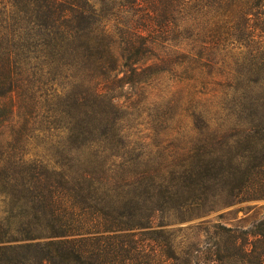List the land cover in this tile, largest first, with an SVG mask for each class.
<instances>
[{
	"label": "trees",
	"instance_id": "trees-1",
	"mask_svg": "<svg viewBox=\"0 0 264 264\" xmlns=\"http://www.w3.org/2000/svg\"><path fill=\"white\" fill-rule=\"evenodd\" d=\"M146 59L172 74L182 68L220 94L235 125L264 130V0H0L2 119L19 123L14 117L55 108L67 120L60 159L77 151L121 156L98 102L108 84L132 80ZM20 130L0 129V264H264L260 228L212 225L211 233L202 229L208 239L183 249L169 230L149 229L162 203L144 214L137 203L126 205L127 222H115L91 204V172L76 178L30 157ZM185 165L175 177L190 204L213 176L198 157Z\"/></svg>",
	"mask_w": 264,
	"mask_h": 264
},
{
	"label": "rangeland",
	"instance_id": "rangeland-1",
	"mask_svg": "<svg viewBox=\"0 0 264 264\" xmlns=\"http://www.w3.org/2000/svg\"><path fill=\"white\" fill-rule=\"evenodd\" d=\"M137 66L141 69L132 80L125 77L108 84L110 90L98 102L108 121L105 123L112 127L110 144L116 145L119 157L113 156V150L95 156L72 152L68 160L57 157L55 152L67 137L61 132L67 120L55 108L47 111L42 107L37 114L14 117L19 123L2 119L0 110V121L5 120L0 129L22 128L20 132L27 133L22 142L28 155L48 166L76 178L91 172V204L109 213L117 223L127 222L122 214L126 205L137 203L144 214L147 208H155V202L162 203L148 220L149 229L169 230L174 243L183 249L208 239L210 234L202 229L211 233L212 225L260 228L264 232V142L256 140L264 136V130L235 125L221 108L220 94L187 79L182 68L175 67L172 74L152 59ZM123 70L119 68V77H123ZM13 110L16 116L23 112L16 106ZM191 148L194 158H189ZM197 157L208 165L213 179L194 191L195 201L185 204L187 191L177 177L186 162ZM147 185H153L147 190L153 196L143 201ZM161 189L164 199H159ZM78 200L76 196L75 213L81 207ZM3 208L1 205L0 210ZM199 223H204L201 229L197 228Z\"/></svg>",
	"mask_w": 264,
	"mask_h": 264
}]
</instances>
